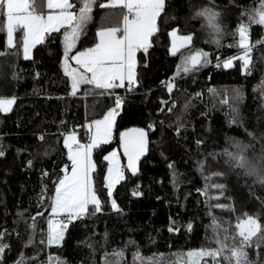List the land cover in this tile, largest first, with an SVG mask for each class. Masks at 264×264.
<instances>
[{
  "label": "trees",
  "instance_id": "16d2710c",
  "mask_svg": "<svg viewBox=\"0 0 264 264\" xmlns=\"http://www.w3.org/2000/svg\"><path fill=\"white\" fill-rule=\"evenodd\" d=\"M190 2L214 3L225 16L226 22H222V26L226 34L221 39V47L208 42V33L201 29L202 19L191 17ZM105 3L107 0H96L92 10L93 19L87 26L86 34L77 42L73 54L95 42V32L99 27H113L122 22L121 9L100 7ZM259 4L260 0H234L233 3L230 0H169V12L180 18L179 24L185 33L195 31V47L208 51L212 63L201 67L198 72L181 74L171 94L176 106L173 112L165 109L161 114L158 112L161 107L159 101L161 98L169 100V94L160 81L166 80L176 70L179 54L172 56L168 53L169 38L166 35L154 41L146 57L137 54L138 61H141L138 71L142 86H137V90L131 94H126L123 89L118 90L121 96H126V100L116 119L113 139L99 145L93 153L97 163L93 174L94 187L99 189L104 184L103 173L107 165L102 161L104 154L117 148L125 165L119 147V131L145 127L149 121L157 122V128L150 136V149L139 171L136 175L126 171L125 180L120 181L114 190L113 198L122 212L111 209L106 190L100 192L102 213L85 218L75 227L69 225L61 246H50L43 250L39 246V236L35 237L34 246L23 244L30 231V218L37 211L45 213L44 220L37 218L39 228L47 227L45 220L51 209L47 206L38 208L37 196L42 184L53 188L51 178L64 164L69 165L70 170L71 162L63 146L64 134L77 130L86 141L87 131L83 126L96 110L83 94L84 86L77 95H70V80L60 64L63 45L58 36L62 35V30L36 45L31 58L23 56L22 48L8 47L6 31H0V52L7 50L13 53L0 55V97H16L10 111L0 112V150L5 151V156L0 157V231L7 230L8 235L2 242L11 245V250H6V264H12L21 251L25 257L34 258L26 260L25 264L46 261L50 253L66 260L67 264H81V261L83 264H93V261L101 264L105 252L123 248L130 239L136 243L124 249L123 264H133V252L137 251V245L141 256L151 257L155 264H184L186 255L181 254L205 243V226L211 222V217L206 214L209 209L205 197L196 191L205 185L196 166L199 160H206L208 166L205 175L225 173L223 177L213 176L210 181L226 186L219 200L210 201L213 205L220 203L230 206L225 209L211 208L219 222L225 227L230 222L234 228L237 217L246 218L244 214L247 213L253 216L259 214L258 219L264 224V186L231 169L225 163L226 156L218 155L215 159L207 156L208 153H222L224 149L232 150L233 140L252 145L247 151V156L252 159L260 154L264 146V140L259 139L264 133V85L261 84L264 78V45L256 44L264 38L263 25L250 26L249 42L255 45L250 53L254 62L251 74L241 71L239 61L234 60L230 68L223 67V59L238 54L237 47L231 46L234 40L229 33L240 22L241 12L259 7ZM4 22L5 17L0 13V25ZM21 35L17 32L15 37ZM217 56L220 57L219 61ZM144 59L147 61L146 67L143 65ZM218 62L221 65L219 68L216 67ZM195 93L201 95L196 97L193 95ZM186 101L190 102V106L182 112ZM110 103L105 100V104ZM103 105L98 109L101 110ZM233 109L238 110V123L231 122L235 115ZM177 115H181L187 125V131L182 132L181 136L175 134L174 127H168ZM161 120L164 121L163 128L159 125ZM247 132L255 133L257 139H252ZM41 135L43 141L39 139ZM197 139L204 141L199 148L195 143ZM46 150L48 155L45 156L43 153ZM29 159L33 161L31 167L27 165ZM169 162H174L179 174V187L175 189L171 183ZM45 169L49 177L42 179L41 173ZM137 185L142 196L132 195ZM209 194L215 196L218 193L210 189ZM232 207L235 211L230 210ZM20 212L24 213V218L18 215ZM170 217L180 226L178 232L168 231ZM25 218H29L27 222ZM189 221L193 225L191 231L184 227ZM106 230L109 234L107 244L103 237ZM207 234H211V229ZM86 237H90L94 244V254L85 244L78 243ZM246 250L250 260L264 261V243L260 247L253 243ZM136 264H141V261H136ZM143 264H151V261L145 259Z\"/></svg>",
  "mask_w": 264,
  "mask_h": 264
},
{
  "label": "snow or ice",
  "instance_id": "6c2138e0",
  "mask_svg": "<svg viewBox=\"0 0 264 264\" xmlns=\"http://www.w3.org/2000/svg\"><path fill=\"white\" fill-rule=\"evenodd\" d=\"M233 2L234 0H230V3ZM95 5L96 0H74V2L47 0V7L52 11L45 15L37 13L36 0H32L31 3L29 0H0V13L6 18L5 22L0 25V31H6L8 47L22 48L24 57L29 58L31 50L36 45L43 43L46 37L51 39L53 34L61 33L62 30V35L58 36L63 45L60 64L70 80V95H77L81 86H84L85 97L91 95L111 101L110 104H104L101 107L99 118L91 119L83 126L87 129V143H81L75 131L64 134L63 146L67 149L71 170L69 172V165L64 164L60 171L51 178L53 188L42 184L41 191L37 196V206L38 208L47 206L51 209L45 220L47 227L46 229L39 228L37 218L44 220L45 213L37 211L30 218L28 238L23 241L25 246H34L36 236L40 237L41 250L53 245L61 246L69 225L75 227L85 218L95 217L98 213H102L103 201L99 193L105 190L111 209L122 212L116 199L113 198V189L120 181L125 180L126 171L131 172L132 175H136L139 171L138 162L150 149L152 143L150 136L157 128V122L149 121L145 127L125 128L119 131V147L123 150L122 155L127 163L121 164L116 148L104 154L102 161L107 162V165L106 171L103 173L104 184L99 189L94 187L93 174L97 169V163L93 158V150L113 139L116 119L126 100V96H121L118 90L123 89L126 94H131L137 90V86H142V77L138 71V64L141 62L137 59L138 53L146 57L149 49L153 47L154 41L159 36L166 35L169 38L168 53L172 56L179 54L180 59L176 70L166 80L160 81L169 94V100L161 98L159 101L161 107L158 112L161 114L165 109L169 113L173 112L176 101L171 100V94L176 88V81L181 74L188 75L198 72L201 67L212 63L208 51L195 47V31L185 33L184 29L180 27V18L169 12V0H107V3L100 7L109 9L119 7L122 22L117 26L98 28L95 32V42L89 47L76 50L73 54V50L77 49V42L82 35L86 34L87 26L93 19L92 10ZM189 9L191 17L202 19L201 29L208 33L210 37L208 42L215 44L217 48L221 47V39L226 31L222 26V12L217 10V6L214 3L207 5L190 2ZM239 21L235 30L229 33L234 40V45L231 46L237 47L238 54L223 59V67L226 69L232 67L235 60L240 62L242 72L251 74L254 62L250 53L255 45L249 42L250 26L253 24L264 25V0H260L259 7L244 9L240 14ZM17 32L22 33L19 38L14 36V33ZM237 35L238 40H236ZM256 44L264 45V38L257 41ZM0 55L8 56L13 53L6 50L0 52ZM217 60H220L219 56H217ZM70 61L75 62V67L71 66ZM143 65L147 66L146 59L143 60ZM220 66L218 62L216 67ZM37 75L39 74L37 73ZM261 84L264 85V78H262ZM209 91L213 90L209 89ZM193 95L199 97L201 94ZM237 95H240L238 91ZM15 99L14 96L0 97V112L10 111ZM189 106L190 102L186 101L182 112L186 111ZM92 107L95 108L96 104H93ZM233 112L235 115L231 122L238 123V110L233 109ZM159 125L163 128L164 121H159ZM76 127L81 126L77 125ZM168 127H174L177 136H181L182 132L187 131V125L182 121L181 115H177L175 121ZM247 134L252 139H257L255 133L247 132ZM39 139L43 141L44 137L41 135ZM259 139L264 140V133ZM195 143L199 148L204 144V141L197 139ZM251 147L252 145L233 140L232 150L224 149L222 153H208L207 156L213 159L218 155L226 156L225 163L231 169L242 172L243 175L253 178L254 183L264 186V146L255 159L247 156V151ZM43 155H48V151L46 150ZM161 155L163 156L164 153L162 152ZM3 156H5V151L0 150V157ZM32 164L33 161L29 159L27 165L31 167ZM168 166L171 171V183L174 189L178 188L179 174L175 170L174 162H169ZM196 166L205 180L204 187L198 188L196 191L205 197V204L209 209L206 214L211 217V222L205 226V243L198 248L188 249L186 254H181L187 257L185 264H264V261L259 259L250 260L246 250L253 243L256 244V247H260V244L264 243V224L260 223L259 214L253 216L245 213L244 217L246 218L237 217L234 228L230 222L225 227L212 214L211 208L225 209L230 206L210 203L212 200H219L226 188L224 184L210 183V181L213 176L223 177L225 173L214 172L205 175V169L208 166L206 160L197 161ZM41 177L42 179L49 177L46 169L42 171ZM138 188L139 185L132 191L133 196L143 195ZM210 189L216 190L218 194L210 195ZM50 193L51 195H49ZM230 210L235 211V208L232 207ZM18 215L24 218L23 212ZM28 219L25 218L26 222ZM169 221L168 231L178 232L180 226L177 225V222L171 217ZM184 227L191 231L192 222L189 221ZM208 229H211L210 235L207 234ZM7 235V230L0 231V264H6V250H11V245L2 242ZM17 235L19 234L17 233ZM108 235L106 230L103 233L105 244L108 242ZM78 243L85 244L91 249V254L95 253V247L90 237H86ZM135 243L130 239L125 242L123 248H114L111 253L105 252L101 257V264H123L124 249ZM38 255L37 252L36 257ZM28 259L34 258L25 257L21 251L12 264H25ZM145 259L151 261V264H155L151 257L141 256L139 245H137V251L133 252V264H136L138 260L143 264ZM54 262L55 264H67L66 260L51 253L46 261H41L39 264H54Z\"/></svg>",
  "mask_w": 264,
  "mask_h": 264
},
{
  "label": "crops",
  "instance_id": "0c3cea01",
  "mask_svg": "<svg viewBox=\"0 0 264 264\" xmlns=\"http://www.w3.org/2000/svg\"><path fill=\"white\" fill-rule=\"evenodd\" d=\"M42 7V11L44 12V14L48 11V10H51V9H48V7H47V4H44V5H42L41 6ZM48 9V10H47ZM70 64H71V66L72 67H75V62L74 61H70ZM86 99L87 100H89V102H92V104H96V107L94 108V111L96 110V112H95V114H93L92 115V117L89 119V120H91V119H97V118H99V113H100V111L101 110H99L98 108L100 107V105L101 104H105V98H97V97H94V96H87L86 97ZM12 107V106H11ZM88 109H89V104H88ZM98 109V110H97ZM88 120V121H89ZM87 121V122H88ZM79 136H81L80 135V133H79V131H75ZM68 133H70V132H68ZM67 134V133H66ZM113 135H114V131H113ZM111 141V140H110ZM88 142V139L86 140V142L85 143H87ZM94 158V157H93ZM121 158H122V156H121ZM123 160V159H122ZM71 170V169H70ZM70 170H69V172H70ZM117 186V185H116ZM116 186H115V188H116ZM115 188H114V190H115ZM114 192V191H113Z\"/></svg>",
  "mask_w": 264,
  "mask_h": 264
},
{
  "label": "rangeland",
  "instance_id": "374dc122",
  "mask_svg": "<svg viewBox=\"0 0 264 264\" xmlns=\"http://www.w3.org/2000/svg\"><path fill=\"white\" fill-rule=\"evenodd\" d=\"M45 3H44V2ZM29 2L31 3L32 2V0H29ZM42 3H44V4H47V0H36V11H37V13H44L43 11H42ZM48 10V9H47ZM49 11H52V10H48L47 12H49ZM47 12L45 13V15L47 14ZM6 19V18H5ZM222 22H226V18H225V16L223 15L222 16ZM264 26V25H263ZM100 28V27H99ZM16 35V33H14V36ZM36 47V46H35ZM35 47L31 50V54H30V56H29V58H31V57H33V55H34V49H35ZM23 56H24V54H23ZM77 138L78 139H80L81 140V143H85L86 141L85 140H83L82 139V137L81 136H79L78 134H77ZM109 142V141H108ZM117 149V148H116ZM95 150V149H94ZM94 150H93V153H94ZM111 151V150H110ZM117 151H118V158L120 159V162H121V164L122 165H124V161L122 160V158H121V154H120V152H119V150L117 149ZM109 152V151H108ZM113 191H114V189H113ZM113 194H114V192H113ZM53 246H55V245H53ZM186 259H187V257H186ZM185 264V263H184Z\"/></svg>",
  "mask_w": 264,
  "mask_h": 264
},
{
  "label": "water",
  "instance_id": "95a60500",
  "mask_svg": "<svg viewBox=\"0 0 264 264\" xmlns=\"http://www.w3.org/2000/svg\"><path fill=\"white\" fill-rule=\"evenodd\" d=\"M132 128H134V127H132ZM120 150H121V153H122V149L120 148ZM147 153H148V151L144 154V156H142L141 157V159H140V161L138 162V169H140V167H141V163H142V161L146 158V156H147ZM125 159V158H124ZM127 163V161H126V159H125V164Z\"/></svg>",
  "mask_w": 264,
  "mask_h": 264
},
{
  "label": "built area",
  "instance_id": "2783aa9c",
  "mask_svg": "<svg viewBox=\"0 0 264 264\" xmlns=\"http://www.w3.org/2000/svg\"><path fill=\"white\" fill-rule=\"evenodd\" d=\"M86 131H87V129H86Z\"/></svg>",
  "mask_w": 264,
  "mask_h": 264
}]
</instances>
